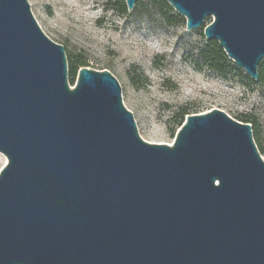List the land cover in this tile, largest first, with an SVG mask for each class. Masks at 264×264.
Wrapping results in <instances>:
<instances>
[{"label": "water", "instance_id": "1", "mask_svg": "<svg viewBox=\"0 0 264 264\" xmlns=\"http://www.w3.org/2000/svg\"><path fill=\"white\" fill-rule=\"evenodd\" d=\"M164 1L258 80L264 0ZM0 153V264H264L252 125L214 108L143 140L111 72L69 84L28 0H0Z\"/></svg>", "mask_w": 264, "mask_h": 264}, {"label": "rangeland", "instance_id": "2", "mask_svg": "<svg viewBox=\"0 0 264 264\" xmlns=\"http://www.w3.org/2000/svg\"><path fill=\"white\" fill-rule=\"evenodd\" d=\"M122 1L28 0L42 31L63 46L67 68L79 56L87 67L117 79L143 140L172 144L182 109L192 114L217 108L237 121L255 122L264 160V81L246 80L234 63L236 70L224 75L204 66L198 52L211 19L186 30L185 18L171 6L156 9L153 0H137L135 11L123 13ZM69 78L68 68L70 84ZM6 162L0 153V170Z\"/></svg>", "mask_w": 264, "mask_h": 264}, {"label": "trees", "instance_id": "3", "mask_svg": "<svg viewBox=\"0 0 264 264\" xmlns=\"http://www.w3.org/2000/svg\"><path fill=\"white\" fill-rule=\"evenodd\" d=\"M153 5L154 7L163 9V8H168L170 9V5L165 2L164 0H153ZM137 8L136 5H134L132 11H135ZM120 10L123 13H127L129 12L127 10L125 1L120 3ZM198 56L199 59L202 61V63L204 64V66H206L208 69L213 70L215 72H217L220 75H224L227 71L230 70H236V67L233 64V62L228 59V57L226 56L225 52L223 51V49L219 46L218 42L216 40H207L206 41V45L205 47H202L199 52H198ZM83 66H87V62L85 60V58L83 57H79V56H75L73 57L68 65L69 68V75H70V85L74 83V77L75 74L77 73L78 69L80 67ZM258 80L257 82H262L264 81V59H262L259 64H258ZM244 78L248 81H251L252 79L245 75ZM252 82V81H251ZM189 114V112L186 109H182L178 115L176 116L178 119V128L180 127V125L182 124V122L185 119V116ZM243 121V120H241ZM245 123L249 122L250 124H252V133H253V139L254 142L257 146V149L259 151V153L262 152V147L261 144L258 140V135H257V129L255 125V122L252 120H245L243 121Z\"/></svg>", "mask_w": 264, "mask_h": 264}]
</instances>
